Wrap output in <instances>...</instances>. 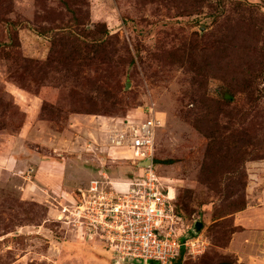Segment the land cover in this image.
<instances>
[{"label": "rangeland", "instance_id": "374dc122", "mask_svg": "<svg viewBox=\"0 0 264 264\" xmlns=\"http://www.w3.org/2000/svg\"><path fill=\"white\" fill-rule=\"evenodd\" d=\"M62 35L103 44L98 62L62 63ZM197 80L211 140L186 121ZM153 115L157 174L210 244L181 264H239L237 215L264 190V0H0V264H112L58 211L139 173L106 136Z\"/></svg>", "mask_w": 264, "mask_h": 264}, {"label": "built area", "instance_id": "2783aa9c", "mask_svg": "<svg viewBox=\"0 0 264 264\" xmlns=\"http://www.w3.org/2000/svg\"><path fill=\"white\" fill-rule=\"evenodd\" d=\"M116 126L119 129L108 139L110 148L120 154L121 149L130 150L134 156L129 161L139 173L118 182L92 181L89 189L79 191L81 199L71 202L73 207L59 209L57 221H70L74 231L103 245L111 253L112 264H173L183 252V261L188 255H205L208 240L202 235L188 237L177 213L176 193L163 184L155 169L162 121L153 115L144 121L126 119ZM147 161L151 166H142Z\"/></svg>", "mask_w": 264, "mask_h": 264}, {"label": "trees", "instance_id": "16d2710c", "mask_svg": "<svg viewBox=\"0 0 264 264\" xmlns=\"http://www.w3.org/2000/svg\"><path fill=\"white\" fill-rule=\"evenodd\" d=\"M79 36L81 35L78 36L62 35L54 43L56 49L58 48L61 49L66 47H69L71 49L70 55L68 57H65L63 60L64 62L62 63L67 62L68 64L71 63L73 65H78V67H83L84 63H89L90 66H93L95 64L94 62H98L97 60L100 54L99 51H101V49L103 48V44H99V42H96L94 44H84L80 40ZM198 51H194V52H198ZM32 66L36 68V63H32ZM193 85L197 87L195 93H197L198 97L192 100L193 103H195V106H197L198 108H197V113L190 112V114H188V116L186 117V121L189 122L190 125L200 134H203L204 131L206 133L205 137L211 140L213 139V135H214L215 123L212 124L213 121L209 120V118L212 116V112H214L213 109L215 108V105H217L218 102H215L214 100L206 97V94H202V89L204 86V83L202 81H198V80L194 81ZM205 126H209V127L205 128ZM211 154L209 155V157L211 156ZM172 163L173 162H170L169 165H171ZM155 165H156V161H155ZM176 209H177V213L181 217H183V215L180 213L177 207V202H176ZM244 210L245 209H242L238 212ZM184 254L185 252H183L182 256L178 260L173 262V264H181Z\"/></svg>", "mask_w": 264, "mask_h": 264}, {"label": "crops", "instance_id": "0c3cea01", "mask_svg": "<svg viewBox=\"0 0 264 264\" xmlns=\"http://www.w3.org/2000/svg\"><path fill=\"white\" fill-rule=\"evenodd\" d=\"M108 139L109 136H106V140ZM105 150L107 151V149ZM108 151H110V155H118L116 159L123 157V154L117 153L110 147ZM58 167H62V165L58 164ZM237 224L246 229L245 234L238 236L242 238L240 241L245 242L236 253L238 263L264 264V190L261 192L256 205L255 203L249 205L246 211L237 215Z\"/></svg>", "mask_w": 264, "mask_h": 264}, {"label": "water", "instance_id": "95a60500", "mask_svg": "<svg viewBox=\"0 0 264 264\" xmlns=\"http://www.w3.org/2000/svg\"><path fill=\"white\" fill-rule=\"evenodd\" d=\"M142 166L144 167H150L151 166V162L147 161L145 163L142 164ZM203 229V225L202 224H197L195 227V233L199 234V232Z\"/></svg>", "mask_w": 264, "mask_h": 264}, {"label": "bare ground", "instance_id": "6f19581e", "mask_svg": "<svg viewBox=\"0 0 264 264\" xmlns=\"http://www.w3.org/2000/svg\"><path fill=\"white\" fill-rule=\"evenodd\" d=\"M116 152H118V151H116Z\"/></svg>", "mask_w": 264, "mask_h": 264}]
</instances>
